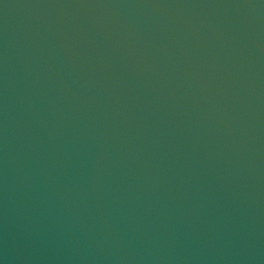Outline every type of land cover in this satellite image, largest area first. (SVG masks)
I'll return each mask as SVG.
<instances>
[{
    "label": "water",
    "instance_id": "obj_1",
    "mask_svg": "<svg viewBox=\"0 0 264 264\" xmlns=\"http://www.w3.org/2000/svg\"><path fill=\"white\" fill-rule=\"evenodd\" d=\"M0 264H264V0H0Z\"/></svg>",
    "mask_w": 264,
    "mask_h": 264
}]
</instances>
